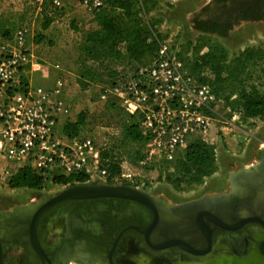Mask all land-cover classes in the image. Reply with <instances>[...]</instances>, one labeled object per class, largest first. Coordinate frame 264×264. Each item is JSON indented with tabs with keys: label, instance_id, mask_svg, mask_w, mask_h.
<instances>
[{
	"label": "built area",
	"instance_id": "obj_1",
	"mask_svg": "<svg viewBox=\"0 0 264 264\" xmlns=\"http://www.w3.org/2000/svg\"><path fill=\"white\" fill-rule=\"evenodd\" d=\"M55 5L60 0H52ZM105 0H80L93 13ZM169 40L162 41L145 64L128 67L114 84L103 86L98 99L118 101L136 116L143 136L140 166L147 168L173 161L189 142H213L218 136L219 98L212 86L195 78ZM33 57L23 29L7 37L0 32V157L5 177L28 167L46 180L54 176L83 174L87 181L127 183L137 186L130 170L111 173L106 159L89 136L68 137L59 131V119L70 113L61 98L65 80L49 89L19 90L16 75ZM121 69V68H119ZM60 170V173H55ZM109 180V181H108Z\"/></svg>",
	"mask_w": 264,
	"mask_h": 264
},
{
	"label": "rangeland",
	"instance_id": "obj_2",
	"mask_svg": "<svg viewBox=\"0 0 264 264\" xmlns=\"http://www.w3.org/2000/svg\"><path fill=\"white\" fill-rule=\"evenodd\" d=\"M60 1L59 5H55L52 0H47L45 4L43 0H0V32L9 37L16 30L23 29L31 42L41 32L43 15L48 13L54 18L51 26L52 31H58V41L59 39L66 41L73 34H76L77 40L80 36L77 34L78 31L82 29L85 31L88 15L92 13L82 15L80 0ZM184 2L185 0H151L143 3L141 14L145 24L152 29V35L156 36L157 48L162 41L169 40L178 54L185 59L187 69L190 68L187 61L192 56L187 43L194 44L198 39L202 43L200 53L207 49L209 43L216 44L225 49L227 59L239 54L237 52H241L242 48L249 44L264 47V23L240 28L225 40L195 30L192 24L194 7L183 9L181 4ZM79 51L76 49L69 57L62 49L52 55L38 56V61L50 66L49 76L44 77L40 72H35L26 77L21 74V70L15 77L17 84L21 76L27 81V88L31 89L35 87L49 89L58 78L65 80L61 98L68 105L70 113L60 117L58 126L60 133L63 134L62 126L65 122L69 119L76 120L78 114L83 112L84 123L80 126L78 135L91 137L102 153L106 152L108 156H113L114 162L121 164L123 169L130 170L136 187L143 188L152 195H162L169 203L178 202L204 192L217 191L219 188L224 190L228 187L226 180L231 172L241 166L256 163L255 150L261 143L264 145V123L258 119L250 120L244 117L242 112L231 110L225 100L220 98L216 115L219 133L217 138L209 143L215 148L217 183L211 185L208 177L201 185L192 186L187 190H177L165 180H154L159 172L158 165L152 168L140 166L139 142L124 139L122 128L133 119L132 116L118 101L115 106L105 105L99 101L102 83H92L84 90L77 83ZM55 64H58V68H55ZM208 73V70L202 69L199 75L208 79ZM4 162L0 157V193L13 204L16 203L13 198L15 194H26L27 199L36 198L35 196H47L66 186L52 182V174L49 172L40 189H12L7 184L8 177L1 171ZM55 173H60V170H56Z\"/></svg>",
	"mask_w": 264,
	"mask_h": 264
},
{
	"label": "trees",
	"instance_id": "obj_3",
	"mask_svg": "<svg viewBox=\"0 0 264 264\" xmlns=\"http://www.w3.org/2000/svg\"><path fill=\"white\" fill-rule=\"evenodd\" d=\"M148 1L151 0H105L104 5L92 13L85 24V39L76 67V80L82 90L92 83H102L101 88L114 84L121 71L148 63L154 57L157 39L141 14V6ZM43 3H47V0H43ZM53 19V16L44 13L42 29H46ZM34 39L40 41L42 35L38 34ZM201 46L199 39L194 44L187 43L192 51L187 61L189 72L198 80L208 82L216 96L223 98L231 110L242 112L250 120L258 119L264 123V48L248 47L227 59L226 51L221 46L209 43L207 49L200 53ZM178 56L186 66L185 59L180 54ZM202 69L209 71L208 79L199 75ZM18 86L21 91L27 90L24 77H20ZM106 104L115 106L116 100L109 98ZM131 116L133 119L124 124L122 133L124 139L139 142L140 158L143 136L136 116ZM83 123L84 113L80 112L76 120L63 124V134L68 137L79 136ZM101 155L106 159L103 164L111 173L121 171L113 161V156H108L106 152H101ZM157 165L159 172L154 180H165L174 189L187 190L203 184L216 171L215 148L200 139H194L173 161H163ZM87 179L83 174L68 177L58 175L53 177V182L63 186L87 182ZM44 182L42 176L25 166L17 169L7 180L11 188L33 190L40 189Z\"/></svg>",
	"mask_w": 264,
	"mask_h": 264
},
{
	"label": "flooded vegetation",
	"instance_id": "obj_4",
	"mask_svg": "<svg viewBox=\"0 0 264 264\" xmlns=\"http://www.w3.org/2000/svg\"><path fill=\"white\" fill-rule=\"evenodd\" d=\"M185 2L181 4L183 9L188 6ZM193 11L192 24H194L195 30L213 34L225 40L240 28L264 23V0H195ZM248 47L263 46L249 44L242 50ZM118 184L128 185L127 183ZM226 184L228 187L224 190L219 188L214 192H204L183 201L168 203L171 205L182 204L199 200L204 196L223 194L230 189L229 176ZM4 196L0 193V238L5 239L6 236H9V243L2 252L3 263L36 264L37 259L32 261L29 255L30 234L25 233L23 238L19 239L16 234L17 228L13 227L14 229L11 230L10 221L22 218L23 210L31 208L32 203L43 196L29 197L22 203H18V199L13 197L15 204L11 203L9 199H4ZM197 208L191 209V212L185 215L189 222V225H185L186 231L198 226L195 225V221H198L199 218L204 220L209 215L208 213H199ZM240 208V205H237L234 208V213L227 212L222 215L221 220L225 219L223 221L228 225L226 228L215 231L213 230L215 223L211 221L207 229L209 232L203 233L202 230H199L183 235L170 232L166 235L167 237L176 235L181 238L183 243L179 245L164 248L145 246L144 248L134 244L131 237H127L124 240L125 244L116 246L112 252H109L110 246L101 247L99 255L101 261H90L88 257L82 256L76 261L60 260L56 264H264V190H261L253 199L250 196L246 198L241 213L237 211ZM57 212L60 210L51 212L49 216L42 218L36 229L37 237L41 240L42 248L46 253L69 249L67 243L71 241L66 234L69 227L76 229L75 235H79V237H85L88 232L98 234L101 228L105 230L104 227H107L105 220L101 223L88 222L89 218H85L79 212L72 213L73 215L69 217L70 220L59 216ZM213 215L221 216L217 213L210 214L211 217H214ZM103 232L106 233L107 230ZM162 239H165V236L158 238L157 241ZM93 244L95 245V243ZM91 250L95 252L97 249L91 248ZM31 252L33 251L31 250Z\"/></svg>",
	"mask_w": 264,
	"mask_h": 264
},
{
	"label": "water",
	"instance_id": "obj_5",
	"mask_svg": "<svg viewBox=\"0 0 264 264\" xmlns=\"http://www.w3.org/2000/svg\"><path fill=\"white\" fill-rule=\"evenodd\" d=\"M229 181L230 189L226 193L204 196L196 201L173 205L169 204L164 196L152 195L147 190L132 184L104 181L69 183L52 194L38 198L32 203L31 208L24 209L22 214L24 218L10 221L11 230L14 229L13 227L17 228L16 234L19 239H22L25 233L30 234L29 255L32 261L37 259L36 264H56L60 260L76 261L82 256L88 257L90 261H101L99 256L101 247L110 246L109 252H112L116 246L124 245L127 237H131L134 244L144 248L145 246L164 248L179 245L183 243V240L178 238L176 233L183 235L202 229L203 233L204 230L208 231V228L203 226L205 219L200 218L195 221V225L198 226L186 231L185 225H189V222L185 215L190 213L191 209L198 207L199 213L223 215L227 212L234 213L235 206L240 205L241 208L237 211L241 213L246 198L250 196L253 199L261 190H264V148L257 151L256 163L241 166L231 172ZM199 206H203L202 209ZM57 210H60L57 212L59 216L69 220L72 213L78 212L85 218H89L88 222L101 223L105 220L107 227H104L105 230L101 228L98 234L88 232L85 237L76 236V229L69 227L66 232L71 241L67 243L69 249L46 253L42 248L41 240L37 237L36 229L42 218ZM196 228L198 230H195ZM106 230V233H102ZM170 232L175 233V236L167 237L166 235ZM162 236H165V239L157 241ZM8 243L9 236L5 239L0 238V264H4L2 252ZM90 247L97 250L90 251Z\"/></svg>",
	"mask_w": 264,
	"mask_h": 264
},
{
	"label": "crops",
	"instance_id": "obj_6",
	"mask_svg": "<svg viewBox=\"0 0 264 264\" xmlns=\"http://www.w3.org/2000/svg\"><path fill=\"white\" fill-rule=\"evenodd\" d=\"M186 8L191 9L192 7L195 6V0H186ZM81 13L83 14H89L86 9L81 7ZM92 17L91 14L88 15L87 20H89ZM86 20V21H87ZM85 21V22H86ZM52 22L46 29H42L41 27V32L39 34L42 35V39L40 41H36L34 38L30 42L29 40V35L26 37V45L27 49L30 52V55L33 57L28 65H26L23 69L21 74L26 75L28 77V74L35 73V72H40L42 76L48 77L49 76V69L50 66L46 64L45 62L38 61V56H43L45 57V54H54L57 52V50L62 49L64 53H66V56H71L76 49H79L81 51V48L84 43L85 39V31L82 29L81 31H78L79 38L76 40V34L71 35L64 40L58 41L57 38H59L58 31H52L53 26ZM46 36H45V35ZM29 40V41H28ZM35 42V43H34ZM37 43V44H36ZM79 51V52H80ZM55 68H58V64H55ZM56 82V81H55ZM29 83V82H28ZM30 85V84H29ZM68 121H73V120H68ZM64 122V120H63ZM264 148V145L261 143L258 145V148L255 150V157L257 159V151L261 150ZM245 166H249L248 164ZM217 171H215L211 176H210V184L215 185L217 177ZM14 189V188H13ZM32 190V189H31ZM17 200L18 203H22L27 199L28 196L26 194H15L14 196Z\"/></svg>",
	"mask_w": 264,
	"mask_h": 264
},
{
	"label": "bare ground",
	"instance_id": "obj_7",
	"mask_svg": "<svg viewBox=\"0 0 264 264\" xmlns=\"http://www.w3.org/2000/svg\"><path fill=\"white\" fill-rule=\"evenodd\" d=\"M212 204V203H211ZM213 206V205H212ZM225 215V214H224ZM210 216V214L208 215V216H206V222L204 223V227H206V228H209V222H211V221H214V223H215V226L213 227L215 230H218V229H222V228H226L228 225L226 224V223H224V221H225V219H223V220H221V217H222V215L221 216H219V217H209ZM220 218V219H219ZM204 220V221H205ZM219 222V223H216V222ZM241 221H242V219H241ZM223 224V225H222ZM201 226V225H200ZM201 229H202V226H201ZM202 231H203V229H202ZM204 232H205V230H204Z\"/></svg>",
	"mask_w": 264,
	"mask_h": 264
}]
</instances>
